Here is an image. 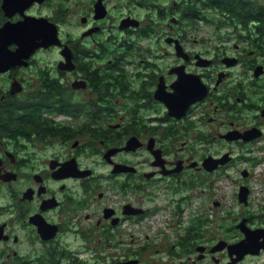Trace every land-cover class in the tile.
I'll return each mask as SVG.
<instances>
[{
  "label": "flooded vegetation",
  "instance_id": "1",
  "mask_svg": "<svg viewBox=\"0 0 264 264\" xmlns=\"http://www.w3.org/2000/svg\"><path fill=\"white\" fill-rule=\"evenodd\" d=\"M65 1L0 0V27L23 20L49 24L60 42L0 73V264H87L83 245L99 264H227L228 250L216 248L244 239L236 227L243 219L257 236L259 255H246L236 264L264 256L263 222L252 224L245 215L218 218L235 220L231 232L228 225L214 226L217 218L211 222L207 211L181 220L201 196L210 202L208 210L222 206L212 200V187H205V172L219 174L237 163L231 149L208 154L214 160L231 157L208 172L190 142L225 143L245 157L252 141L222 137L262 129L263 18L235 22L226 14L225 29L231 32L214 36L215 49L201 50L208 39L199 41L179 20L187 5L174 3L170 18L176 21L160 26L161 33L159 25L150 30L149 21L134 15L116 19L107 0H91L92 9L66 31L71 13L76 15ZM97 1L106 10L101 19L95 18ZM245 1L264 13L263 2ZM47 54L54 59L42 57ZM199 85L203 99L179 119L168 116L167 107L192 101ZM251 93L258 98L245 104ZM247 108L246 117L254 118L249 124L242 117ZM204 109L223 116L207 117L218 130L199 129L207 115L198 113ZM128 142L131 147L125 149ZM242 171L239 186L248 188L244 180L250 172ZM166 212L174 215L165 219ZM199 219L206 226L195 225ZM188 236L183 247L181 240ZM153 246L158 247L155 256L149 250Z\"/></svg>",
  "mask_w": 264,
  "mask_h": 264
},
{
  "label": "rangeland",
  "instance_id": "2",
  "mask_svg": "<svg viewBox=\"0 0 264 264\" xmlns=\"http://www.w3.org/2000/svg\"><path fill=\"white\" fill-rule=\"evenodd\" d=\"M150 1V2H147ZM166 1V0H165ZM249 1H261L264 3V0H249ZM138 3L140 2L141 5H138V3H133L130 5L127 0H107V3L109 6L114 10V14L117 17L116 19L120 18L123 15H131L136 19L143 18L146 22H148L147 25L151 28L150 30H153V27L159 25L158 31L161 33L164 31V29L160 26H166L170 23V16L173 14L172 10H174V3L176 4V7H182L184 5L190 4L191 2L186 3L184 0H167L166 3H156L153 2L152 0H138ZM74 3H77L78 5H74ZM64 5H69L71 6L70 12L75 11L74 13H71L70 17L68 18V22L70 23L64 29L66 31H72L71 26L74 25L76 22V19H78V16L80 13H88L92 9L91 6V0H66ZM73 5V6H72ZM84 5V8H81ZM152 5H160L161 8L159 10H154L152 8ZM202 13L206 16L205 21H199L198 23H188L185 21V25L188 26L190 25V28L192 27L194 31L193 36L197 37V39L200 41L201 39L207 38L208 40L206 43L201 45V50H204L206 48H211L215 49V47L218 45V41L215 40V38L218 36V34L222 35L223 32H228L230 33V30L225 29V20L215 11H212L210 9H205L202 10ZM148 16V17H147ZM18 24V23H17ZM13 24V25H17ZM33 24V23H32ZM20 25V24H19ZM171 25V24H170ZM5 26V25H4ZM2 26V27H4ZM146 26V25H145ZM1 27V28H2ZM216 28L219 30H216ZM16 29H23L20 26H17ZM23 32V31H22ZM215 36V38H214ZM42 57L49 58V59H54V55L47 54ZM241 74V73H239ZM242 79V77L240 78ZM245 84H248V80L246 79ZM262 84L264 82L262 81ZM264 88V87H262ZM252 92V91H251ZM256 98H258L254 93L248 94L246 96V101L245 104H251L254 103ZM261 107V102L259 101L257 104V107ZM248 108L246 109L245 115H242L245 123L247 122L248 124L251 122L253 118L246 117V113L248 112ZM255 111H253L254 115ZM207 115L205 119L207 120V117H215V118H222L223 116L220 115V113L213 114L211 110L207 111L204 109L202 112L198 113V117H202ZM228 118L234 119V115L230 113L228 115ZM206 120L203 119V122L200 123L199 125L202 126V128L199 127V129H204V130H218V126L215 124V122H206ZM261 128L260 133L262 131L264 132V123H261ZM262 135H257V137L253 140H251V152L248 153L246 152L245 157L241 154L242 152L234 146L227 145L225 143H218L214 142L212 144H206L205 142H200V141H191L190 144L194 145L193 148L197 150L198 155L196 157H199L202 155L205 159L207 158V155H213L216 153H222L224 150L231 149L233 153L235 152L238 156L237 160L238 161L235 165L232 163V167H226V169L222 170L219 174L216 172L213 173H206V178H208V181L205 182V187L211 188L212 187V200L213 201H221L224 208L229 211L233 212L234 215L233 217H238L243 215V211L246 210L247 213L253 214L255 211H257L259 206L264 208V138H261ZM246 169L250 172V176L244 180V183L248 185V188L251 190L250 196L247 195V204L243 205L245 209L239 208L237 206V201L235 197L231 200L227 198V196L224 195V189L218 186L220 179L222 178L225 182L227 183H233V182H239L240 176L239 173H237L239 170ZM237 174V175H236ZM201 181H204V177L199 178ZM197 181V185H199L202 182ZM237 189V186H235L234 190ZM203 198V196H201ZM211 196H209V199ZM190 203L189 205H191ZM190 207V206H189ZM188 207V208H189ZM188 208H185L184 212L188 210ZM192 207H190L191 210ZM170 215L171 217L174 215L171 212H166L162 216L166 219L167 216ZM229 218V217H226ZM220 219H216L213 225H221ZM79 244L81 245V242L78 240ZM84 249V257L88 260L87 264H99V261L95 259V252L93 253L90 251L88 248H86L83 245ZM156 249L158 250V247L153 246L149 250H151V255L155 256L156 254ZM94 251V250H93ZM145 259V258H144ZM185 259V257L183 258ZM252 264H264V256H262L259 259H255Z\"/></svg>",
  "mask_w": 264,
  "mask_h": 264
},
{
  "label": "water",
  "instance_id": "3",
  "mask_svg": "<svg viewBox=\"0 0 264 264\" xmlns=\"http://www.w3.org/2000/svg\"><path fill=\"white\" fill-rule=\"evenodd\" d=\"M11 2V1H10ZM20 2V1H19ZM10 5V4H9ZM13 8V7H11ZM95 18L101 19L105 17L106 10L101 5L100 1H97L96 4L93 5ZM3 10L6 12V15L8 17L11 16V13L8 11L9 9L6 7H3ZM135 21V20H132ZM175 19L172 18L171 22L175 23ZM30 21L23 20L22 22H19L17 25H8L5 24L4 27H0V73L7 71L10 67L19 66L20 63H22L23 60L28 59L29 56L34 53L39 48H47L51 46H58L60 45L56 29L53 25L44 24V23H29ZM39 22V21H38ZM137 22V21H135ZM20 24V25H19ZM136 26V24H134ZM17 26L22 27L23 29H16ZM53 28V29H51ZM23 31V32H22ZM15 45V50L11 51L8 49L10 45ZM177 52H181V49L179 46H176ZM201 66L207 65L206 63H199ZM261 68H257L255 70V76L261 74ZM199 88H196L195 92L197 96H193V100L189 101L187 103H183L179 106H172L167 107L168 110V116L175 117L177 119L181 118L185 111L188 109V107L197 102L201 101L205 95V90L198 86ZM177 90H181L178 86L176 87ZM183 105V106H182ZM182 114V115H181ZM257 135H262L260 133V130L257 128L248 129L242 133L239 132H230L227 135L223 136L222 138L233 141V140H242L243 142H250L251 140L255 139ZM131 147V142H128L125 149L128 147ZM231 159L229 153L225 154L221 159L214 160L211 158V156L207 157L203 161V167L204 170L208 172H212L215 169H217L218 166H223L226 163L229 162ZM243 177L246 176V173L242 174ZM247 195L248 190L246 187H241L239 189L238 193V202L240 204L246 205L247 204ZM217 206V204H215ZM237 229L241 231V233L244 236V239L239 241L235 244H230L227 246L219 245L216 249L222 250L226 248L229 253V262L227 264H236L239 261H241L246 255H252V256H258L259 250L258 244L255 239H257L256 235H252L249 233L251 231L247 230V227L245 226V219L241 220L237 224ZM243 227V228H242ZM247 232V233H246ZM253 238V239H252ZM256 245L253 247V245ZM253 251V252H252ZM136 261L127 263V264H135Z\"/></svg>",
  "mask_w": 264,
  "mask_h": 264
},
{
  "label": "trees",
  "instance_id": "4",
  "mask_svg": "<svg viewBox=\"0 0 264 264\" xmlns=\"http://www.w3.org/2000/svg\"><path fill=\"white\" fill-rule=\"evenodd\" d=\"M153 2L158 3H166L167 0H152ZM138 3V2H137ZM140 3V2H139ZM175 9V8H174ZM210 9L212 11L217 12L225 21L227 20L226 14L230 15V18L235 22H247L251 20H257L258 16L262 17V28L261 33L264 34V13L261 11H255V7L253 8L250 6L249 3H246L245 0H192L190 4H187L185 7V11L181 13V17L179 18L180 21L188 22V23H198L199 21H205L206 16L202 13V10ZM261 24V23H260ZM193 27V26H192ZM216 30H218L216 28ZM219 31V30H218ZM212 140L205 141V143L209 144ZM243 155V153H241ZM238 156V155H237ZM244 157V156H243ZM237 158V157H236ZM237 160V159H235ZM238 162V161H236ZM191 205L188 208V210L185 212V214L181 215V220L189 218H196L199 217L200 213H203L204 211H207L209 214V220L211 222L214 221L215 218H226V217H233L234 213L227 211L223 204L222 206L217 210H208L207 209V203L210 202H204L200 197L196 198L191 201ZM181 211L179 212V214ZM246 217L249 218V221L254 224L257 222H263L264 223V214H251L247 213L246 210H244V214ZM221 225H228L231 232L234 231L233 223H235V220H220L219 222ZM207 221L206 220H197L198 227L206 226ZM194 225L193 222H191V229ZM217 224H215L216 226ZM189 235H192L189 234ZM190 236H188L186 239L182 238L181 243L183 247L185 246V241H189ZM184 249V248H183ZM185 250V249H184ZM186 251V250H185Z\"/></svg>",
  "mask_w": 264,
  "mask_h": 264
},
{
  "label": "built area",
  "instance_id": "5",
  "mask_svg": "<svg viewBox=\"0 0 264 264\" xmlns=\"http://www.w3.org/2000/svg\"><path fill=\"white\" fill-rule=\"evenodd\" d=\"M218 186L220 188L222 187L224 189V195L227 196V198H229V200L232 201V199L235 197V193H236V190H237V189L234 190L235 186H237V182L227 183L221 178L220 181H219ZM259 207H261V205Z\"/></svg>",
  "mask_w": 264,
  "mask_h": 264
},
{
  "label": "clouds",
  "instance_id": "6",
  "mask_svg": "<svg viewBox=\"0 0 264 264\" xmlns=\"http://www.w3.org/2000/svg\"><path fill=\"white\" fill-rule=\"evenodd\" d=\"M243 170H246V169H243ZM240 171H242V170L240 169V170L238 171V173H240ZM242 172H244V171H242ZM241 187H245V186H241ZM246 188H247V187H246ZM247 190H248V188H247ZM250 193H251V191H250ZM235 199H236V196H235ZM236 201H237V206H238L239 208H243V209H245L244 206L238 202V199H236ZM259 209H260V208H258L257 211H255L253 214L257 215ZM250 213H251V212H250ZM243 214H244V211H243ZM239 222H240V221H239Z\"/></svg>",
  "mask_w": 264,
  "mask_h": 264
}]
</instances>
